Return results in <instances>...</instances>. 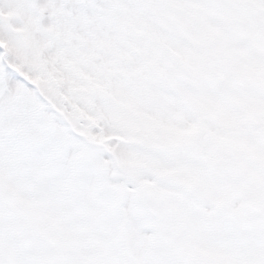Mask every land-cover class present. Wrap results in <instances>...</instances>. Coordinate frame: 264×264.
<instances>
[{
	"label": "snow or ice",
	"instance_id": "obj_1",
	"mask_svg": "<svg viewBox=\"0 0 264 264\" xmlns=\"http://www.w3.org/2000/svg\"><path fill=\"white\" fill-rule=\"evenodd\" d=\"M0 264H264V0H0Z\"/></svg>",
	"mask_w": 264,
	"mask_h": 264
}]
</instances>
